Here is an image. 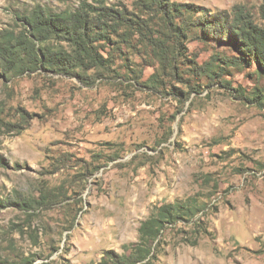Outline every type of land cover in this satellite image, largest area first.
I'll use <instances>...</instances> for the list:
<instances>
[{
  "label": "rangeland",
  "instance_id": "374dc122",
  "mask_svg": "<svg viewBox=\"0 0 264 264\" xmlns=\"http://www.w3.org/2000/svg\"><path fill=\"white\" fill-rule=\"evenodd\" d=\"M84 1L97 0H0V41L38 4L60 11ZM102 1L135 20L128 42H98L110 70L8 77L0 66V200L20 192L36 201L0 202V262L94 264L138 241L156 206L198 200L205 206L194 221L164 231L155 260L137 264H264V72L236 64L226 35L193 27L178 52L161 10ZM165 2L196 14L241 5L264 26V0ZM217 59L235 64L203 72Z\"/></svg>",
  "mask_w": 264,
  "mask_h": 264
},
{
  "label": "trees",
  "instance_id": "16d2710c",
  "mask_svg": "<svg viewBox=\"0 0 264 264\" xmlns=\"http://www.w3.org/2000/svg\"><path fill=\"white\" fill-rule=\"evenodd\" d=\"M141 1L154 10H161L167 24L173 25L178 52L183 44L182 35L186 37L196 27L207 36L222 38L226 35L239 52L236 64L254 61L258 69L264 72V26L258 24L243 6L235 5L232 11L212 14L200 11L201 14H196L194 5L188 3ZM262 13L264 16V5ZM177 18H180L179 23ZM131 20L135 22L124 10L107 5L102 0H97L94 4L84 1L77 8L60 11L38 4L22 16L21 31L17 34L6 31L2 36L0 66L8 77L38 68H49L60 74L84 79L87 77L84 74L87 69L110 70L114 60L101 52L98 42H110L113 36L122 42H128ZM154 47L157 54L161 55L162 67H169L171 59L167 48L163 49L156 43ZM217 61L223 62L226 67L208 62L203 72L219 76L221 71L235 64L231 60ZM173 68L176 69L175 66ZM176 72L179 74L178 69ZM43 200L48 202L50 199L44 195ZM0 202L10 205L14 202L26 209L34 206L36 201L17 192L14 201L7 199ZM204 206L198 200L187 204L176 201L156 206L140 224L138 241L124 245V252L105 250L101 259L94 264H137L148 256V263H152L156 258V247L162 233L167 229H176L183 222L192 223ZM154 242L155 251L151 254Z\"/></svg>",
  "mask_w": 264,
  "mask_h": 264
}]
</instances>
